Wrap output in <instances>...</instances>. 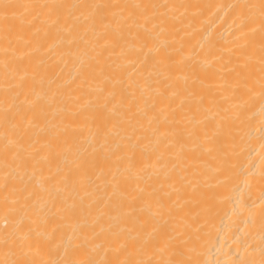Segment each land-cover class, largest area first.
<instances>
[{"label":"bare ground","instance_id":"bare-ground-1","mask_svg":"<svg viewBox=\"0 0 264 264\" xmlns=\"http://www.w3.org/2000/svg\"><path fill=\"white\" fill-rule=\"evenodd\" d=\"M9 2L156 7L76 11L57 24L34 10L10 21L7 39L0 29V238L50 236L51 248L36 255L33 243L29 258L59 260L75 228L89 236L91 258L108 264L161 259L154 226L177 244L199 228L205 264L259 259L264 99L258 86H232L245 63L259 78V8L245 9L253 19L241 28L238 6L260 0ZM234 110L243 151L222 191L205 137ZM122 244L129 255L116 251ZM6 252L0 243V259Z\"/></svg>","mask_w":264,"mask_h":264},{"label":"snow or ice","instance_id":"snow-or-ice-1","mask_svg":"<svg viewBox=\"0 0 264 264\" xmlns=\"http://www.w3.org/2000/svg\"><path fill=\"white\" fill-rule=\"evenodd\" d=\"M134 8L141 10L142 14H146L150 8H155L156 5L150 4H136V5H114V4H64V3H49V4H32V3H11L9 0H0V29L5 34V38H8V34L12 30L10 21L21 19V17L30 11H40L46 17V22L50 21L52 24H57L63 19L67 21L70 18L79 19L75 16L76 11H80L81 15L84 14V10H88L89 14H94L98 10L112 9V8ZM240 9L239 18L241 22V28H244L247 24L252 22V17L246 14L245 9L259 8L260 19V31L262 37V43L260 46V74L259 78L255 79L248 70V65L245 63L241 67L245 70L243 73H237L238 80L233 85L234 91L242 88L248 93H251L255 87H259L261 91V97L264 99V0H260L259 5H239ZM22 10V12H18ZM255 31V29H252ZM157 51H159L157 49ZM166 56H171V53H165ZM251 59V58H249ZM239 105L235 108L239 109ZM227 111V110H225ZM262 124H264V112L261 114ZM106 120V117L104 118ZM239 122V123H237ZM244 121L241 117V113L238 110H234L231 116H225L221 121L216 122L213 135L205 137V150L209 154H216L219 164L217 165L216 179L217 183L215 188L222 191H228L232 183H234V158L237 157L243 151L244 136L241 133L240 125ZM106 138V134H105ZM262 148H264V135L261 136ZM8 148H5L7 154ZM254 177L252 173H248L244 180V190L251 187ZM258 179L264 183V171H262ZM215 193H210L207 196L208 201L215 198ZM242 207H247L249 221L254 223V217L257 215L255 209L250 206H245L241 202ZM210 213L211 208L206 209ZM259 227H260V247H259V259L255 258L254 253H249V258L240 259L235 264H264V201H262L261 210L259 212ZM56 229L54 228L53 231ZM153 232H159V238L156 241V251L161 255L159 260H133L124 259L117 261H109L108 264H205L200 260L199 249L202 246V237L199 235L200 229L195 228L191 232L185 235L178 244L175 239L164 230L163 226H154ZM39 235V234H38ZM0 243L8 248V252L5 253V258L0 259V264H97V261L91 258L89 252L90 238L84 232H78L73 229V236L69 238V243L63 246V257L59 260H36L29 258V252L32 251L33 243H35L36 252L39 254L41 244L51 248V237L46 236L43 241L36 239L33 242V238L30 233L24 234L19 239L15 236V233H9L3 238H0ZM63 245V236L61 235L60 243L57 247ZM13 247L18 249V252L13 253ZM25 248L28 251H25ZM117 252H123L125 255H129V251L126 245H120L116 249ZM15 255V259H9L8 256ZM166 254V256H165Z\"/></svg>","mask_w":264,"mask_h":264}]
</instances>
